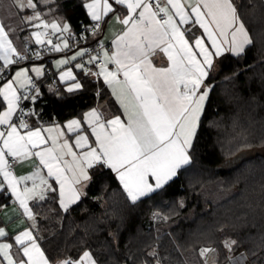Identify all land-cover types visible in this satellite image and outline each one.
I'll list each match as a JSON object with an SVG mask.
<instances>
[{"label": "snow or ice", "instance_id": "1", "mask_svg": "<svg viewBox=\"0 0 264 264\" xmlns=\"http://www.w3.org/2000/svg\"><path fill=\"white\" fill-rule=\"evenodd\" d=\"M113 3L123 6V17ZM113 3L91 0L84 7L92 21L97 22L93 31L100 27L102 15L109 13L124 26L111 42L114 50L104 51L102 57L89 55L87 61L78 59L86 55L85 51L78 50L70 60H59L57 64L76 61L73 67L85 76L102 78L103 85L111 90L123 110L124 119L121 115L102 119L101 113L93 108L84 114L83 122L72 119L64 126L68 133L75 134L74 145L67 139L60 142L64 132L59 127L44 129L49 133L47 137L39 127L30 129L23 117L35 112L21 111L18 123L13 121L21 99L33 103L39 99L40 87L29 72L39 78L45 74L43 67H17L14 76L0 87V97L7 105L0 111V126H6L0 130V177H3L0 197L10 193L29 219L34 217L28 200L43 201L45 192L58 193L59 207L67 213L70 205L80 201L77 186L91 179L89 170L94 167L115 172L132 204L164 188L183 166L191 163L201 117L213 90L210 73L215 59L225 53L239 57L252 44L234 0H113ZM10 7L15 9L10 16L18 15L22 24L34 29L70 31L67 23L61 27L56 22H44L38 10L42 7L40 0H11ZM11 30V24L6 25L0 19V61L3 62L0 79H5L12 66H18L26 58L13 46L9 38ZM32 36L37 45L47 43L56 52L69 49L67 40L62 45L53 44L50 38L45 41L47 31L36 30ZM158 49L165 54L167 66L157 67L153 63L152 57ZM59 79L74 82L67 88L68 93L82 88L72 67L59 72ZM17 88L23 89L24 94ZM85 126L90 134H84ZM21 130L27 131L22 134ZM53 131L57 132L56 136L51 135ZM49 141L51 146L41 147ZM33 149L40 150L33 152ZM33 155L39 158L40 165L47 169V177L58 187L41 176L39 169L32 176L13 175L8 157L15 160ZM29 180L33 181L32 187L21 190L20 185ZM0 238H9L2 227ZM14 243L18 246L15 253L13 243H0V264H51L32 231H21L14 236ZM235 243V240H226L224 246L231 250ZM208 251L201 249L200 254L204 256ZM150 255L155 257L156 253ZM56 264L102 262L90 251H83L75 260L64 259Z\"/></svg>", "mask_w": 264, "mask_h": 264}, {"label": "trees", "instance_id": "2", "mask_svg": "<svg viewBox=\"0 0 264 264\" xmlns=\"http://www.w3.org/2000/svg\"><path fill=\"white\" fill-rule=\"evenodd\" d=\"M234 3L252 44L239 57L216 58L191 163L135 204L115 173L98 167L89 170L84 194L67 213L51 192L33 203L35 238L51 264L83 251L102 264H203L201 247L214 250V264H227L226 240L236 241L231 252L243 250L253 264H264V153L242 155L264 147V0ZM49 7L69 24L70 38L92 28L83 0H53ZM99 32L82 45L97 43ZM77 74L82 88L73 93L58 79L40 86L39 99L25 104V113L35 112L27 115L29 124L61 123L101 104L106 116L120 112L103 80ZM153 210L163 215L154 223Z\"/></svg>", "mask_w": 264, "mask_h": 264}, {"label": "crops", "instance_id": "3", "mask_svg": "<svg viewBox=\"0 0 264 264\" xmlns=\"http://www.w3.org/2000/svg\"><path fill=\"white\" fill-rule=\"evenodd\" d=\"M90 2H91V0H83V5H86L87 3H90ZM109 2L113 3V0H109ZM182 2H183V0H182ZM50 3L51 2H49L48 5ZM10 4H11V0H0V19H2L6 25L11 24L12 30L10 31L9 38L12 40L13 46L21 54L27 46H29V45L37 46V44L35 43V38L32 36V32L35 31L36 29H34L28 25L22 24L20 22V17L18 15H11L10 16L11 13L15 12V9L11 8ZM113 7H114V9H118L119 10L118 14L121 17H123V15L125 14L124 10H123V6H116L113 3ZM84 8H85L86 13L88 15L87 8L86 7H84ZM28 14H30V13H26L25 15H28ZM55 16L59 17L60 19L65 21V19L62 18L60 15H55L52 12L51 8L47 14L41 13L42 19L48 20V22L49 21L50 22H56L57 24H60L62 27V25L64 23H61L57 18H55ZM88 17L92 21V19L89 15H88ZM92 22H93V25H92L91 29H94V25L97 22H95V21H92ZM99 25H100V27H99L98 31H100V32H99V36H98V42L102 43V44L107 43L110 45L109 49L108 48L102 49V51H101V57H102L104 51L114 50L111 42L116 38V36L118 34H121L124 26L121 25L119 23V21L115 17L112 16L111 13H109L108 16L102 15V18L99 21ZM65 34H66V36L64 38L59 39L60 36L58 37L57 43H60L62 45L64 40H67V42L69 41L70 31L66 32ZM197 35H199V32H197ZM80 47L81 48H79L77 50L76 49L72 50L67 55H64V54L62 55L60 53L54 55V57L52 58V60L49 64V67L57 72L58 84H60L65 91H67V88L74 82L73 81H60L59 72L65 71L69 67H68V65L60 66L57 64V61L63 60V59H69L70 60L71 55L73 53H75L76 51H78V50L85 51V46H80ZM78 59H80V58H78ZM152 60H153V63L155 64V66H157V67H162V66L168 65L167 58H166L165 54L163 52H161L159 49L157 50L156 54L152 57ZM85 61H87V59ZM0 63H3V62L0 61ZM34 63L35 64H31V65H36L34 67H41L43 65V69L45 71L46 63H44V62H34ZM71 63H72V65L70 67H72V69H73V74L77 77V81L80 82V80L78 78V74H77L78 71H80V70L73 67V65H74V63H76V61H72ZM31 65L28 64L27 68L31 69L33 67ZM110 67H114V66L110 65ZM15 68L13 67V70L11 71V73L9 74L7 79H10L12 76H14ZM29 75L35 77V75H33V73L31 71L29 72ZM42 77H44V75L37 78V79H41ZM7 79H5L0 84V87L3 86V83H5ZM100 79L102 80V78H100ZM17 90L20 94L24 93L23 89L17 88ZM109 92L111 94L110 89H109ZM111 96H112V94H111ZM112 98L115 100V102L117 103V105L119 107V103H118V101H116L115 97L112 96ZM0 105H3L2 107H0V111L5 110L7 107L6 103L3 102V97H0ZM93 108H95L98 112L101 113L102 119H105V120L110 119V118L114 117L115 115H121V118L124 119L123 114H122L123 110L120 107H119L120 112L118 114L106 116L105 107H104V105L101 104L97 107H92V108L86 110L82 114L81 117H72L70 119H67V120L61 122V123H50V124H45V125H41V124L31 125L29 123L28 124L30 126V129H32V130L39 127L42 130V135L44 137H47L49 135V133L43 131L44 129H47L50 127L51 128L59 127L64 132V136L62 137L60 142H62L63 139H67L70 144L74 145L75 134L74 133H68L67 129L64 126L68 123V121H70L72 119H80L83 122L84 114L87 113L88 111H91ZM5 129H6V126H0V130H5ZM25 131H27V130H21V133L23 134V132H25ZM84 134H90V129H88L86 126L84 128ZM51 135L56 136L57 132L53 131L51 133ZM90 139H91V137H90ZM48 146H51V141H49L48 145H42L41 147H48ZM38 150H40V149H33L32 151L35 152ZM74 151H78V150L74 149ZM66 159L71 160V157H66ZM37 169L40 170L41 176H43L45 179H48L50 184H53L54 187H58L55 185V182L52 178L47 177V174H46L47 169H45L42 165H40L39 158L34 156V155L29 156V157H21V158L15 159V164L11 167V171H12L13 175L16 176L17 178H19L20 176H32L33 173L37 171ZM115 175H116V173H115ZM116 177H117V175H116ZM2 179H3V177H0V180H2ZM117 179L119 181L118 177H117ZM36 183L39 184V178L36 179ZM87 183H88V181L85 182L84 184L80 185V186H77L80 188L81 196L85 192V188H86ZM119 183H120V181H119ZM32 184H33V181H31V180L26 181L25 183L20 185L21 190L25 186L32 187ZM121 186L123 187L122 184H121ZM49 193L50 192H45V197H47L49 195ZM1 198L8 199L6 202H3L0 204V227L4 228L5 232L9 234V238H0V243H4V242L13 243L12 252L15 253L17 251V248H18V246H16L14 243V236L15 235L19 234L21 231L30 230V231H32L33 236L35 237L34 230H33L34 224H35V216H34V212H33L31 205L33 203L40 202V200H38V199L28 200V202H27L28 206H29V208L32 209V214L34 217V219H29L27 216L24 215V210H23V208L20 207L19 202L16 200L15 197L11 196L10 193H7V192L4 193V195L2 197H0V200H1ZM57 201L59 204L58 193H57ZM36 242L40 246L37 239H36ZM40 248H41V246H40ZM41 250H42V248H41Z\"/></svg>", "mask_w": 264, "mask_h": 264}, {"label": "built area", "instance_id": "4", "mask_svg": "<svg viewBox=\"0 0 264 264\" xmlns=\"http://www.w3.org/2000/svg\"><path fill=\"white\" fill-rule=\"evenodd\" d=\"M85 29H87V28L83 26L78 35H75L69 39V41H68L69 49H63L60 52H56L54 50H51L52 46L48 45L47 43H45L44 45H37V46L29 45V46H27L24 49V51L21 53V55H24L26 58L23 61H19V65L22 63H34V62L50 63L52 58L54 57V55H56L58 53H60L62 55L63 54L67 55L69 52H71L72 50H75L77 47H80V46H85L86 55L83 58H80L83 61H85L86 59L89 58V55L99 54L101 56L102 49H104V48L109 49L110 48L109 44H107V43L102 44L99 42H97L95 44H91V45L90 44L89 45H82L85 43L88 36L97 32L99 28L95 29V31H93V29H89V30L87 29V31H85ZM44 31L48 32V36L44 37V39L46 41L49 38L52 39L53 42H55L58 39L56 33L53 30L47 29ZM81 37H84V39H81ZM36 53H39V55H36ZM14 59H15V57H14ZM0 64H2V63H0ZM71 65H72V63L68 64V67H70ZM89 67H91V66H89ZM92 70L96 71V68L93 67ZM44 72H45L44 77H42L41 79H37V78L32 76L34 83L38 87H40L42 84H44L46 82L55 83L57 81V72L54 71L52 68H50L48 66L45 68ZM10 73L6 74L5 79L9 76ZM5 79H0V82L5 80ZM23 94H21V95H23ZM26 102L27 101H25L23 99H21V101L19 102L20 107L17 109V112H16L15 116L13 117L14 122L18 123V118L21 115V111L24 112ZM23 119L25 120V122H27V123L29 122L27 115H25L23 117ZM8 161H9V164L11 165V167L15 164V160H13L11 157H8ZM158 214H159L158 210H153L151 212L150 217H151L153 223L159 217L160 214L159 215ZM201 249H206V248L201 247L199 249L200 252H201ZM226 250H227V264H253L248 259L246 253L243 250H239L237 252H231V250H229L228 248H226ZM207 253L203 256V258H205L206 262L208 260V254ZM241 257H243V258H241Z\"/></svg>", "mask_w": 264, "mask_h": 264}, {"label": "rangeland", "instance_id": "5", "mask_svg": "<svg viewBox=\"0 0 264 264\" xmlns=\"http://www.w3.org/2000/svg\"><path fill=\"white\" fill-rule=\"evenodd\" d=\"M34 2H35V0H34ZM49 2H53V0H40V5L42 7H39L38 10H40L42 14H47L49 12L50 7L49 6H43L45 4L48 5ZM55 18H57L61 23H67L66 21L60 19L59 17H56L55 16ZM44 22L45 23H49V24L52 23L50 21L48 22V20H44ZM36 30H39V31H42L43 32L45 29L40 28V29H36ZM55 33H56L57 37L60 36L59 39L60 38H64L66 36L65 32L56 31ZM57 41H58V39L55 42H53V44H56ZM79 48H81V47H77L76 50L79 49ZM31 64H35V63H29V65H31ZM27 66H28V64L27 65L16 66V68L15 67L14 68L16 70L17 67H27ZM31 66L34 67L36 65H31ZM41 67H43V65ZM33 75H35V74L33 73ZM258 153H264V147H262V148H251V149H248L245 152H243L242 155H244V156H251V155H254V154H258ZM232 163H234V162H230L228 164L231 165ZM158 212H159L160 215L158 214L159 217L157 218V220H161L163 218V215H162L161 211L158 210ZM199 254H200V251H199ZM207 254H208V260H207V262L205 261V258H203V256L200 254L201 259L203 260V264H214V261H213L214 260V256H215L214 255V250L211 249V252L210 253H207Z\"/></svg>", "mask_w": 264, "mask_h": 264}, {"label": "water", "instance_id": "6", "mask_svg": "<svg viewBox=\"0 0 264 264\" xmlns=\"http://www.w3.org/2000/svg\"><path fill=\"white\" fill-rule=\"evenodd\" d=\"M242 156V155H241ZM241 157L240 156H236V157H234L233 159H231L229 162H227V163H230V162H234V161H236V160H238V159H240Z\"/></svg>", "mask_w": 264, "mask_h": 264}]
</instances>
